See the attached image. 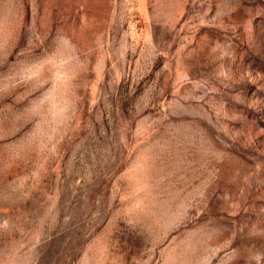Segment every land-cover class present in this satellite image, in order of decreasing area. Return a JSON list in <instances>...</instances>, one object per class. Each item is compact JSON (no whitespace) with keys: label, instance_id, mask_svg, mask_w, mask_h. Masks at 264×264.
<instances>
[{"label":"rangeland","instance_id":"1","mask_svg":"<svg viewBox=\"0 0 264 264\" xmlns=\"http://www.w3.org/2000/svg\"><path fill=\"white\" fill-rule=\"evenodd\" d=\"M0 264H264V0H0Z\"/></svg>","mask_w":264,"mask_h":264}]
</instances>
